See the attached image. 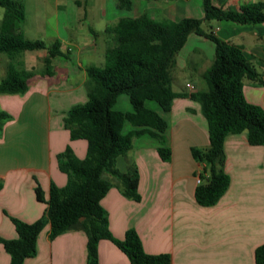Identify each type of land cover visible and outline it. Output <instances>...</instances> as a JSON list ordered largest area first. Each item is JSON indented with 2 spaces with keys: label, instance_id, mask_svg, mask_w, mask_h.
<instances>
[{
  "label": "crops",
  "instance_id": "obj_1",
  "mask_svg": "<svg viewBox=\"0 0 264 264\" xmlns=\"http://www.w3.org/2000/svg\"><path fill=\"white\" fill-rule=\"evenodd\" d=\"M100 1V7L105 6L107 0ZM109 1H113L117 13L113 10L108 17L106 11L101 12L100 31L86 27L95 39L73 42L70 34H83L88 17L87 0H53L54 22L50 31L62 34L54 41L60 42L65 56L52 58V74L31 77L23 94H0V110L5 109L14 117L0 130V238L17 236L11 217L32 223L43 214L46 204L36 198L37 184L46 200L51 183L58 187L66 184V175L57 162V155L66 146L76 157L85 156L86 142L71 140L63 119L71 106L87 100L86 68L91 65L83 64L81 57L88 60L95 57L99 50L96 38L100 37L102 64L107 24L125 15L176 22L204 15L202 12L200 17H193L191 6L179 4L180 0H129L128 10L120 8L118 0ZM257 1L264 3V0H212V3L222 9L239 10L242 5ZM45 5V1L36 3L37 8ZM73 6L81 9L80 13L71 14ZM204 22L207 23L204 31L240 46L244 58L264 80V23ZM21 31L24 34L22 25ZM214 54L213 41L194 32L188 35L170 70L171 78L172 74L177 81L185 78L184 87H172L182 95L172 100L168 112H162L157 105L153 107L167 122L164 145L170 148V159L164 161L159 157L157 148L161 144L157 139L148 134L134 138L131 149L117 156L115 164L122 173L127 171L128 162L133 160L136 164L139 201L124 197L115 185L101 200L108 228L115 238L122 239L126 230L133 228L147 253L169 254L171 264H255V248L264 243V145L249 144L244 133L227 135L223 146L224 171L230 178L227 190L210 206L198 204L194 197L200 164L192 157L191 148H206L209 141L206 120L190 93L206 89L203 76ZM198 64H202L200 72L195 68ZM187 84L193 89L189 90ZM242 89L248 102L264 110V84L245 78ZM120 111H131V105H124ZM37 117L43 125L40 138L26 146L25 133L34 123L38 124ZM131 128L126 123L123 132ZM49 229L47 223L38 234L36 254L26 258L24 264L87 263V238L81 221L52 239L48 236ZM97 255L99 264H129L127 256L106 239L99 241ZM9 262L10 255L0 243V264Z\"/></svg>",
  "mask_w": 264,
  "mask_h": 264
},
{
  "label": "trees",
  "instance_id": "obj_2",
  "mask_svg": "<svg viewBox=\"0 0 264 264\" xmlns=\"http://www.w3.org/2000/svg\"><path fill=\"white\" fill-rule=\"evenodd\" d=\"M24 0H0L3 14L0 21V54H5L6 75L0 81V94H23L28 80L39 75L52 74V58L65 56L60 42L47 46L41 40H30L21 31L25 20ZM120 8L128 10L129 0H118ZM202 18L151 19L146 16L119 17L105 28L106 49L101 67L88 66L85 88L87 100L69 108L63 123L71 140L86 142L83 158L76 157L66 146L57 155L60 171L67 178L62 187L51 183L46 200L40 186L34 188L36 198L46 204L43 214L32 223L11 217L17 236L0 238L10 255L9 264H24L36 254V240L49 223V238L62 233L81 221L86 233V264H99L97 245L106 239L114 243L128 258L129 264H171L166 253H147L135 229L126 230L122 239L115 238L108 228L107 212L102 198L115 185L121 194L139 201L138 171L128 162L122 173L115 164L119 155H125L134 138L144 134L157 139L159 157L168 161L170 148L164 145L166 120L156 109L147 106L154 102L162 112L171 109L172 100L182 94L172 90L171 67L177 52L190 33L202 35L215 45L214 58L204 72L206 89L190 93L197 101L207 123L209 144L206 148L192 147L194 160L200 164L197 173L200 181L194 197L202 206L214 205L227 190L230 178L224 171V139L229 134L244 133L251 145H264V110L248 102L243 93V79L264 84L262 75L242 54L240 46L217 38L201 27L204 21L230 20L239 24L264 23V3L244 4L239 10H226L202 0ZM46 49L42 70L16 67L11 61L24 51ZM128 96L131 111L114 109L117 97ZM11 119L0 110V130ZM129 123L132 128L123 132ZM255 264H264V243L255 248Z\"/></svg>",
  "mask_w": 264,
  "mask_h": 264
},
{
  "label": "rangeland",
  "instance_id": "obj_3",
  "mask_svg": "<svg viewBox=\"0 0 264 264\" xmlns=\"http://www.w3.org/2000/svg\"><path fill=\"white\" fill-rule=\"evenodd\" d=\"M38 0H24L23 4H24V11H25V16H26V20L25 23L22 24V29L24 31V36L30 40H41L44 43H46L47 46H50L53 41L57 38H59V36H61L62 34H52V32L50 31V26L53 25L54 22V6H53V0H39L40 1H45V6L41 7V8H37L36 7V3ZM100 0H87V7L85 8L87 11V20L84 23V27H83V34H79L78 36L76 34H70L72 35V37H70V39L72 38L73 42L76 40H92L94 37L92 36V34L90 32H88L86 30V27L90 26L93 29L100 31L102 29V20L100 18V14L102 11H106L107 16L109 17V15L112 13V11L114 10L115 13H117L114 5H112V3L107 0L105 6H101L100 7ZM179 4H187L191 6V12L190 14L193 17H200L202 15L203 12V7H202V0H180L178 1ZM81 9H77L76 6H73V9L71 8V14H75V13H80ZM84 10V9H82ZM124 12V11H123ZM2 14H3V8L0 7V21L2 18ZM126 14V13H125ZM106 16V17H107ZM126 16V15H125ZM105 17V18H106ZM109 25V24H107ZM206 25L207 23L204 22L202 23V28L206 29ZM67 35V34H66ZM76 35V36H75ZM95 39V38H94ZM97 40V45L99 47L98 53H96L95 57L91 60L87 59H83L81 57V61L83 64H88V65H96L97 67H100L103 65L104 61L102 62V64H100V37L96 38ZM73 42L71 43V46L73 44ZM47 56V50L46 49H39V50H33V51H24L22 52L20 55H18L14 60H12L11 62L16 66V67H23L25 69H40V68H44V58ZM10 62L7 58V56L5 54H0V81L1 79L4 77V73L7 71V63ZM202 64H198L195 68L200 72L202 70ZM204 67V66H203ZM35 70V71H36ZM172 87L174 89H180L182 87H184V83H185V78L180 77L179 80H175L174 75L172 74ZM179 82L181 84H179ZM180 86H178V84ZM203 87H205L203 85ZM149 107H155L156 104L154 102H147ZM124 105H129V100H128V96L125 94H121L116 101L115 104V108H118L120 110L124 109ZM122 108V109H121ZM3 109V108H2ZM4 111H6L10 116L11 119L13 120V116L10 112H8L7 110L3 109ZM9 120V121H10ZM36 122H38V124L34 123L29 130V132H26L25 134V145L27 146L28 144H34V142L37 141L38 138H40L39 136L40 134V126L43 127L42 125V121L37 117ZM36 124V126H35ZM27 130V129H26ZM132 160V159H129ZM133 162V160H132ZM138 171V168L136 166L135 163H133ZM138 191V189H137Z\"/></svg>",
  "mask_w": 264,
  "mask_h": 264
},
{
  "label": "built area",
  "instance_id": "obj_4",
  "mask_svg": "<svg viewBox=\"0 0 264 264\" xmlns=\"http://www.w3.org/2000/svg\"><path fill=\"white\" fill-rule=\"evenodd\" d=\"M187 87L189 90H192L193 89V86L190 85V84H187ZM200 181L199 177L197 176V183Z\"/></svg>",
  "mask_w": 264,
  "mask_h": 264
}]
</instances>
